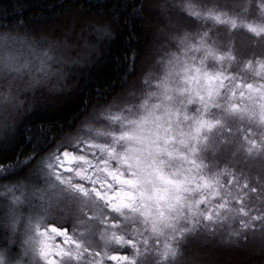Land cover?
Returning <instances> with one entry per match:
<instances>
[{
  "label": "snow or ice",
  "instance_id": "6c2138e0",
  "mask_svg": "<svg viewBox=\"0 0 264 264\" xmlns=\"http://www.w3.org/2000/svg\"><path fill=\"white\" fill-rule=\"evenodd\" d=\"M249 4L229 11L211 0H95L88 11L60 0L46 7L77 14L56 28L26 20L24 0L4 9L0 181L26 182L0 184V264H138L149 250L158 264H188L186 233L200 225L230 223L233 238L264 230L258 189L225 171L206 174L194 159L203 134L220 123L208 118L214 109L253 126L243 137L250 148L264 142V56L238 63L235 41L221 51L213 37L220 27L264 36V0L255 19L247 18ZM124 25L140 26L129 33L136 44L111 57ZM20 51L29 58L14 55ZM194 51L204 57L199 65V57L188 60ZM110 61L105 78L100 70ZM71 103L77 107L65 115ZM54 183L94 203L99 222L78 232L55 219L39 187ZM20 188L23 200L14 194Z\"/></svg>",
  "mask_w": 264,
  "mask_h": 264
},
{
  "label": "trees",
  "instance_id": "16d2710c",
  "mask_svg": "<svg viewBox=\"0 0 264 264\" xmlns=\"http://www.w3.org/2000/svg\"><path fill=\"white\" fill-rule=\"evenodd\" d=\"M24 2L28 5L25 9L26 20L40 25L46 22V25L52 28L61 26L64 20L77 14L76 7L67 12H63L59 8L53 10L46 7V5L59 4L60 0H24ZM211 2L218 4L221 9L233 11L239 10V6L243 5L244 0H211ZM70 3L74 6L83 5L84 9L88 11H96L95 9H89V5L95 3V0H70ZM14 4L15 0H0V24L6 25L10 22L8 16L4 13V9L7 8L10 14ZM256 5L257 0H250L247 18L255 19L258 17L259 13ZM198 11V8L194 9L193 14L195 15ZM130 13L131 9H128L124 15L127 16ZM190 24L193 29L199 27L198 22L192 21ZM80 31L81 29L77 27L76 33L79 34ZM133 31L139 33L140 26H122L119 37L116 39L115 44L111 46L109 52L111 57H123L130 54L132 47L136 44V41L129 38V33ZM83 35L90 43L97 42L96 38L90 36L88 31H85ZM213 37L218 38L221 51L227 49L230 40L235 41L234 51L238 57V63H242L245 58L252 55L264 56V36L257 39L241 29L229 34L226 27H220L215 29ZM76 38L73 36L70 41ZM103 43L106 42H101V44ZM14 55L19 56L21 60L29 58L26 51L15 52ZM208 63H211V61H208ZM111 67L112 62L110 61L108 65L100 70L105 78L113 75ZM86 87L91 91L92 84L90 83ZM76 107L75 103L67 105L64 114L71 115ZM209 117L212 120H219L220 123L205 134L207 137L204 144H202L203 147L198 160L202 166L207 165V168H202L203 171L206 174L225 171L235 175L239 181H247L250 187L258 189L256 194L259 198L258 202L261 203V206H264V142H261V146L255 149L250 148L243 137L247 135L249 127L253 126L246 120L227 114L223 108L210 110ZM255 138L259 141L258 136ZM3 162L9 164L12 161L5 159ZM35 167L34 164L33 168ZM17 181L25 183L26 177L20 176L11 181H0V184L12 185L16 184ZM22 189L20 188L15 193H20L19 196L23 200ZM4 195V189L0 188V197ZM233 230L235 229L232 228L230 223L225 225L218 222L213 228L200 225L193 231L186 233L184 259L188 264H202V262H198L201 259L209 264H235V262H240V264H264V230L260 227H257L254 231L251 228L241 229L238 238H233L230 235ZM186 249L187 253L185 254Z\"/></svg>",
  "mask_w": 264,
  "mask_h": 264
},
{
  "label": "rangeland",
  "instance_id": "374dc122",
  "mask_svg": "<svg viewBox=\"0 0 264 264\" xmlns=\"http://www.w3.org/2000/svg\"><path fill=\"white\" fill-rule=\"evenodd\" d=\"M199 57V59L196 60L197 65H199V60L204 59V57L199 52H192V54L188 57V60L191 62V60L196 59ZM183 59V57H181ZM152 83H155V81H152ZM188 114L193 115L194 112L192 110V106H188ZM208 118L209 114H208ZM206 132L203 134L204 137H207ZM205 139H202L201 143L197 146V151L195 153L194 159L199 160L200 158V151L203 147L202 144H204ZM199 163V162H198ZM202 168H207V165L204 164ZM220 172V171H217ZM61 186L58 185V183H54L52 186L48 185H42L40 188L42 189L40 195L44 199V203L51 204L53 207V216L55 219L59 221H67L70 217H77L78 219H82L84 225H79V231H88L90 227L88 226V223H91L90 218L94 213L100 211L94 203H90L89 200L86 198L80 197L78 195L74 196H68L66 195L63 190L60 189ZM23 194L25 192L24 189H22ZM16 196H19L20 193H15ZM20 197V196H19ZM37 203H39V200H36ZM27 215V213H26ZM130 222V220H129ZM132 228H135L136 225L130 223ZM81 228V229H80ZM110 234V233H109ZM209 249V248H208ZM212 249V248H211ZM214 251V250H211ZM216 252V251H215ZM187 253V249L185 251V254ZM213 253V252H212ZM243 254L244 252H238ZM246 253V252H245ZM215 254V253H213ZM186 260V259H185ZM198 262H202V264H209L207 261H203L202 259ZM138 264H158L157 259L154 255V253L149 250L147 252L142 253L138 260ZM235 264H240V262H235Z\"/></svg>",
  "mask_w": 264,
  "mask_h": 264
},
{
  "label": "flooded vegetation",
  "instance_id": "af4514ba",
  "mask_svg": "<svg viewBox=\"0 0 264 264\" xmlns=\"http://www.w3.org/2000/svg\"><path fill=\"white\" fill-rule=\"evenodd\" d=\"M113 216H117L118 214H116V213H113L112 214ZM95 218H96V220H97V222H99V219H100V211H98L97 213L95 212L94 213V215H92L91 216V218H90V221H91V223H88V226L89 227H91L96 221H95ZM65 222H67V223H69V224H72L73 226H75V227H77V231L79 232V225L80 226H82V225H84V224H82L83 223V220L81 219H78L77 217H70L67 221H65ZM109 225L111 224V220H109ZM116 223H121V219H117L116 220ZM123 223H125V224H130L131 223V220H130V222H129V220H123ZM132 227V226H131ZM81 229V228H80Z\"/></svg>",
  "mask_w": 264,
  "mask_h": 264
}]
</instances>
